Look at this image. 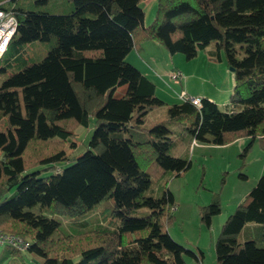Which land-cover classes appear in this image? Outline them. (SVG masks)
<instances>
[{
  "label": "trees",
  "instance_id": "1",
  "mask_svg": "<svg viewBox=\"0 0 264 264\" xmlns=\"http://www.w3.org/2000/svg\"><path fill=\"white\" fill-rule=\"evenodd\" d=\"M141 1L0 0L17 21L0 56V230L27 241L24 251L4 247L0 264H14L22 252L42 264H186L184 254L201 261L199 248L166 231L170 191L146 196L152 183L163 190L190 168L170 154L174 139L227 145L247 137L245 151L255 139L264 148V0H157L146 26ZM149 40L187 59L215 43L232 68L231 108L181 100L145 128L148 112L166 103L125 57ZM37 43L46 53L35 61L26 51ZM120 86L126 91L115 96ZM89 117L86 148L68 153ZM107 199L116 222L63 226L61 218L79 219ZM137 209L148 211L132 215ZM219 212L213 198L201 220L209 226ZM247 224L258 225L264 242V173L221 225L215 264H264L263 247L239 241Z\"/></svg>",
  "mask_w": 264,
  "mask_h": 264
},
{
  "label": "rangeland",
  "instance_id": "2",
  "mask_svg": "<svg viewBox=\"0 0 264 264\" xmlns=\"http://www.w3.org/2000/svg\"><path fill=\"white\" fill-rule=\"evenodd\" d=\"M156 5L157 0L140 2L144 11L145 26L153 20ZM145 42L147 44H144V50L132 49L125 60L151 78L157 84L158 96L166 101L164 106L151 110L144 117L145 128H150L156 122L167 118L168 106L181 102L178 97L181 90L189 96H192V90L201 93L204 98L213 97L211 101L215 102L222 112L231 108L233 76L223 50L219 51V58L216 55L215 43H210L205 49L199 50L196 56L187 59L182 53L169 54L157 41ZM26 53L38 61L45 55L46 47L37 43L35 46H28ZM146 60L153 64L152 67L146 64ZM173 70L182 74L180 83H174L168 78V74ZM125 91L126 87L120 86L116 89L115 96H120ZM94 123V117H89L87 126H79L76 129L73 140L78 144L76 148L67 146L68 153L78 154L86 148ZM1 124L0 122V126ZM248 141L249 139L244 137L227 145H213L195 141L190 144L188 139L175 138L170 154L187 158L190 168L167 179L163 190L159 184L152 183L146 192V196L160 197L164 190L170 191L174 207L169 211L173 218L169 222L163 219L166 231L183 247L195 252L199 248L204 255V264H215V241L221 225L264 173V148L255 139L249 150L245 151ZM213 198H217L220 212L211 218L208 226L201 220L200 214L202 207L210 204ZM112 211L113 201L107 199L96 204L79 219L60 220L63 226L82 221L94 226L96 223L105 224L107 220L116 222ZM147 211L137 209L132 215L140 216ZM254 226L258 225L247 224L239 234V241L253 239L259 247L264 248V242L258 239ZM183 258L186 264H197V260L188 254H184ZM14 264H42V260L31 253L22 252Z\"/></svg>",
  "mask_w": 264,
  "mask_h": 264
},
{
  "label": "built area",
  "instance_id": "3",
  "mask_svg": "<svg viewBox=\"0 0 264 264\" xmlns=\"http://www.w3.org/2000/svg\"><path fill=\"white\" fill-rule=\"evenodd\" d=\"M17 21L11 12L0 9V56L5 52L9 41L15 33ZM168 78L174 83H180L183 76L179 71L173 70L168 74ZM179 99L188 100L193 105L200 107L201 98L189 96L181 90L178 94ZM11 246L17 250L24 251L27 247V241L20 236L10 234L0 230V252L4 247Z\"/></svg>",
  "mask_w": 264,
  "mask_h": 264
},
{
  "label": "crops",
  "instance_id": "4",
  "mask_svg": "<svg viewBox=\"0 0 264 264\" xmlns=\"http://www.w3.org/2000/svg\"><path fill=\"white\" fill-rule=\"evenodd\" d=\"M149 42V41H148ZM144 44H147L146 42H143L142 44H141V50H144ZM148 63H150L149 61H147L146 60V64L148 65V66H150V67H152V63H150V65L148 64ZM145 75V74H144ZM146 76V75H145ZM147 77V76H146ZM148 78V77H147ZM149 80H151L153 83H154V85H155V94H156V96L157 97H159L161 100H163L165 103H166V101H165V99L164 98H162V97H160V96H158V94H157V84L151 79V78H148ZM184 91V90H183ZM191 91V93H193V94H191L193 97H202V94L201 93H198V92H194V91H192V90H190ZM186 93V92H185ZM187 94V93H186ZM188 95V94H187ZM204 98V97H203ZM207 99H209V100H212L213 99V97H211V96H208L207 97ZM203 258H204V255H203ZM203 258H202V260L201 261H197V264H204V261H203Z\"/></svg>",
  "mask_w": 264,
  "mask_h": 264
},
{
  "label": "water",
  "instance_id": "5",
  "mask_svg": "<svg viewBox=\"0 0 264 264\" xmlns=\"http://www.w3.org/2000/svg\"><path fill=\"white\" fill-rule=\"evenodd\" d=\"M230 69V71H232V68H229Z\"/></svg>",
  "mask_w": 264,
  "mask_h": 264
}]
</instances>
